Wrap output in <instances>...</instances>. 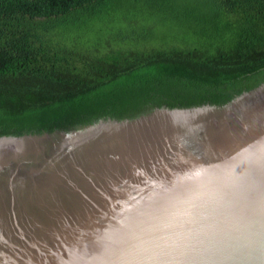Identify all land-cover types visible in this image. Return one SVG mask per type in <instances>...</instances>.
<instances>
[{
	"label": "water",
	"instance_id": "obj_1",
	"mask_svg": "<svg viewBox=\"0 0 264 264\" xmlns=\"http://www.w3.org/2000/svg\"><path fill=\"white\" fill-rule=\"evenodd\" d=\"M0 264H264V80L0 130Z\"/></svg>",
	"mask_w": 264,
	"mask_h": 264
},
{
	"label": "trees",
	"instance_id": "obj_2",
	"mask_svg": "<svg viewBox=\"0 0 264 264\" xmlns=\"http://www.w3.org/2000/svg\"><path fill=\"white\" fill-rule=\"evenodd\" d=\"M264 80V0H0V130L155 89Z\"/></svg>",
	"mask_w": 264,
	"mask_h": 264
}]
</instances>
